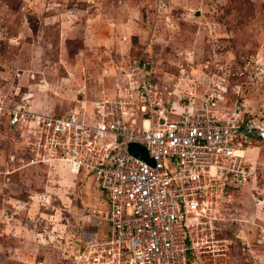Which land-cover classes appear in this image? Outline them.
I'll return each instance as SVG.
<instances>
[{
    "label": "rangeland",
    "instance_id": "374dc122",
    "mask_svg": "<svg viewBox=\"0 0 264 264\" xmlns=\"http://www.w3.org/2000/svg\"><path fill=\"white\" fill-rule=\"evenodd\" d=\"M139 61L170 120L211 96L218 115L264 119V0H0V264H72L84 232L110 230L94 175L9 109L91 115L137 95ZM247 159L251 180L197 232L208 243L190 264H264V143Z\"/></svg>",
    "mask_w": 264,
    "mask_h": 264
},
{
    "label": "built area",
    "instance_id": "2783aa9c",
    "mask_svg": "<svg viewBox=\"0 0 264 264\" xmlns=\"http://www.w3.org/2000/svg\"><path fill=\"white\" fill-rule=\"evenodd\" d=\"M136 64L137 95L100 101L91 115L9 109L11 127L34 129L41 149L94 175L107 197L98 214L109 232H84L72 264H190L208 243L197 232L251 180L247 154L264 143L262 117L218 115L214 96L170 120L148 65ZM130 144L145 147L153 163ZM38 156L31 163L48 162Z\"/></svg>",
    "mask_w": 264,
    "mask_h": 264
},
{
    "label": "water",
    "instance_id": "95a60500",
    "mask_svg": "<svg viewBox=\"0 0 264 264\" xmlns=\"http://www.w3.org/2000/svg\"><path fill=\"white\" fill-rule=\"evenodd\" d=\"M129 150L131 154L141 157L149 163H153V160L149 157L148 152L145 147L139 144H130Z\"/></svg>",
    "mask_w": 264,
    "mask_h": 264
}]
</instances>
